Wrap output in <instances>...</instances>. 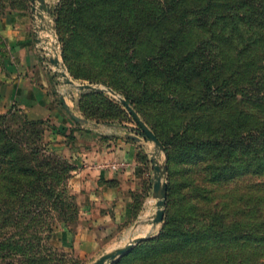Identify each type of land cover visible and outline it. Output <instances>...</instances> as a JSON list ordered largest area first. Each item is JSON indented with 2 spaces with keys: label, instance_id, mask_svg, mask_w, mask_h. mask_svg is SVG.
<instances>
[{
  "label": "rangeland",
  "instance_id": "374dc122",
  "mask_svg": "<svg viewBox=\"0 0 264 264\" xmlns=\"http://www.w3.org/2000/svg\"><path fill=\"white\" fill-rule=\"evenodd\" d=\"M74 2L46 0V8L41 9L40 0H0V9L4 10L0 17V35L6 44L4 54H7L4 65H0V71L7 68L6 63L11 56L14 42L10 36L14 35L21 46L26 43L39 45L44 64L59 78L63 96L72 108L71 116L75 114L82 118L84 121L81 123L88 124L94 134L108 133L100 137L105 143L117 141L118 138L127 142L144 143L148 151V185L142 193L131 192L133 202L129 216L122 219L123 214L117 215L111 209L115 227L106 233L103 244L88 251L85 247L81 249L75 238L79 233L81 216L75 192L82 187L75 174L76 162L67 158L75 167L71 177L54 192L53 197L42 198L41 201L44 202L40 205L36 203L33 207L22 195L16 197L10 189H3L0 181V264H93L102 255L125 247L140 237L144 239L136 243L130 252L107 264H149L141 261V255L134 251L151 246L152 240L160 236L164 225V219L160 223L153 222L157 201L155 205L149 203V200L154 199V183L157 179L168 185L171 183L172 186L171 199L168 203L167 194L164 206L165 215L170 219L172 238L164 240L169 243L165 258L153 261L152 264H264V171L255 174L250 171L254 162L261 161L264 167V143L260 149H254L249 146V132L244 133L245 144L235 151V166H239L243 174L226 182H213L210 172L233 164L232 152L235 149L227 153V157L218 159L215 153H209L204 145L196 142L193 151H187L184 147H171L170 161L162 142L163 150L145 137L138 122L122 103L124 95L108 83L98 81L108 80L110 76L108 67H104L101 62V58H105L102 48H96L99 51L96 53L77 56L74 71L68 68L64 60L62 37L64 21L66 22L68 15L65 10ZM73 8L71 11H74ZM252 28L254 31L251 34L255 35L248 47L249 51H253L252 58L257 59L263 67L260 73L264 82V28L262 24ZM193 32L196 33L197 30ZM148 41L142 39L139 48L148 51L157 44V38H148ZM229 46L232 47V52L235 48H245L247 45L234 40ZM77 50L80 51L79 48ZM222 52L226 54L225 50ZM57 57L60 67L50 62V59ZM57 72L66 73L67 77ZM69 79L73 81L72 84L65 83ZM81 84L92 85L95 89H81ZM121 86L132 93L140 92V85L131 77H127ZM155 86L161 87V81L155 82ZM260 88L264 97V84ZM189 92L190 95H184L180 99L195 94L193 91ZM179 94L182 95L183 92ZM245 100L240 97L234 103L239 110H245L244 126H260L264 129V98H255L251 103ZM143 110L154 119L161 117V110L156 106L143 107ZM232 111L235 113V110ZM138 114L153 131L141 114ZM218 121L219 118L215 115L213 123L216 125ZM77 127L69 130L67 142L76 141L74 131ZM229 134H222L220 140L232 148ZM47 143V150L57 154L50 149V141ZM141 149L137 152L142 151ZM138 157L142 160L139 154ZM107 165L113 170L125 169L128 161L121 160Z\"/></svg>",
  "mask_w": 264,
  "mask_h": 264
},
{
  "label": "trees",
  "instance_id": "16d2710c",
  "mask_svg": "<svg viewBox=\"0 0 264 264\" xmlns=\"http://www.w3.org/2000/svg\"><path fill=\"white\" fill-rule=\"evenodd\" d=\"M74 1L64 9L68 15L62 41L68 68L74 71L77 56L102 48L105 58L101 62L110 76L98 81L121 92L135 107L164 144L170 161L171 147L193 151L196 142L218 159L235 149L233 164L210 172V178L219 183L241 176L243 171L235 166V151L245 144L244 133L249 132V146L254 149L264 143V129L246 128L245 110L234 104L240 97L247 103L264 98L260 88L264 84L260 73L263 67L252 58L253 51L248 47L255 35L251 34L252 27L262 24L264 28V0ZM3 14L0 9V17ZM148 38H157V44L151 50H141L140 41ZM234 40L247 46L231 52L229 44ZM4 47L0 35V65L7 57ZM127 77L140 85L139 93L121 86ZM159 80L161 87L155 86ZM189 91L195 94L181 100L190 95ZM147 106L159 108L161 117L152 118L143 110ZM215 115L219 118L216 125ZM49 128L56 126L47 120L31 119L19 108L0 114L2 188L10 189L16 197L22 195L32 207L42 204V198L53 197L75 168L66 157L47 150L45 132ZM227 133L232 148L220 140ZM250 171H264L261 161L254 162ZM171 191L170 183L168 203ZM170 226L166 214L160 236L145 250L134 251L141 255V261L152 264L165 258L169 243L164 240L172 238Z\"/></svg>",
  "mask_w": 264,
  "mask_h": 264
},
{
  "label": "crops",
  "instance_id": "0c3cea01",
  "mask_svg": "<svg viewBox=\"0 0 264 264\" xmlns=\"http://www.w3.org/2000/svg\"><path fill=\"white\" fill-rule=\"evenodd\" d=\"M10 39L14 42L11 56L7 68L0 71V114L19 108L32 119L47 120L56 126L46 131L50 149L76 162V178L82 184L75 192L81 207L79 233L75 238L81 249L93 251L105 242L106 233L116 225L112 222L111 209L117 215L123 214L122 219L129 216L131 192L142 193L148 185L147 148L144 143L120 138L107 143L101 141L100 137L108 133L94 134L88 124L71 116L70 103L63 97L58 76L44 64L41 47L30 43L21 46L14 35ZM74 126L76 141L69 143L67 133ZM140 148L142 151L138 153ZM121 160L128 161L125 169L113 170L107 165ZM154 199L149 200L151 205H155Z\"/></svg>",
  "mask_w": 264,
  "mask_h": 264
},
{
  "label": "water",
  "instance_id": "95a60500",
  "mask_svg": "<svg viewBox=\"0 0 264 264\" xmlns=\"http://www.w3.org/2000/svg\"><path fill=\"white\" fill-rule=\"evenodd\" d=\"M41 3V9H45L46 8V0H40ZM50 62L52 64H54L56 67H60L61 63L59 58H54V59H50ZM58 74L60 73V75H62L63 77H67L66 73L64 72H57ZM65 83L68 84H72L73 81L72 80H66ZM79 87L81 89H95L94 86L92 85H79ZM122 103L125 105V107L129 110L130 114L134 117V119L138 122L139 126L141 127V129L143 130L145 137H147L149 140L155 142L162 150L164 149L163 144L161 143V141L158 139V137L155 135V133L151 130V128L142 120V118L140 117V115L138 114V112L131 106V104L125 99V98H121ZM66 107H68L67 105H65ZM72 117L76 120V121H84L82 118L78 117L75 114H72ZM156 170H158V166L155 165ZM153 196L154 198L157 200L156 202V206H157V212L155 214L154 223H160L163 221L164 219V215H165V210H164V206L166 204V200H167V194H168V184L167 182H162L160 179H157L156 182L154 183V190H153ZM144 238L140 237V238H136L135 240H133L132 242H130L128 245H126L125 247H121V248H117L116 250L106 253L104 255H102L100 258H98L93 264H107V263H111L113 262L117 257L124 255L128 252H130L134 245L140 241H142Z\"/></svg>",
  "mask_w": 264,
  "mask_h": 264
},
{
  "label": "built area",
  "instance_id": "2783aa9c",
  "mask_svg": "<svg viewBox=\"0 0 264 264\" xmlns=\"http://www.w3.org/2000/svg\"><path fill=\"white\" fill-rule=\"evenodd\" d=\"M64 97V96H63ZM65 98V97H64Z\"/></svg>",
  "mask_w": 264,
  "mask_h": 264
},
{
  "label": "bare ground",
  "instance_id": "6f19581e",
  "mask_svg": "<svg viewBox=\"0 0 264 264\" xmlns=\"http://www.w3.org/2000/svg\"><path fill=\"white\" fill-rule=\"evenodd\" d=\"M157 201V200H156Z\"/></svg>",
  "mask_w": 264,
  "mask_h": 264
}]
</instances>
